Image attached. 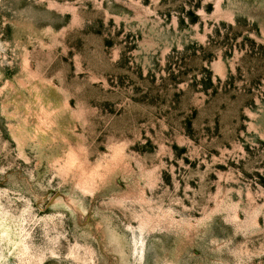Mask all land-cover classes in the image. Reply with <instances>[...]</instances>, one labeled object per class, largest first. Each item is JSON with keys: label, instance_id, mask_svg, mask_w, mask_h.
<instances>
[{"label": "rangeland", "instance_id": "obj_1", "mask_svg": "<svg viewBox=\"0 0 264 264\" xmlns=\"http://www.w3.org/2000/svg\"><path fill=\"white\" fill-rule=\"evenodd\" d=\"M0 264H264V0H0Z\"/></svg>", "mask_w": 264, "mask_h": 264}]
</instances>
